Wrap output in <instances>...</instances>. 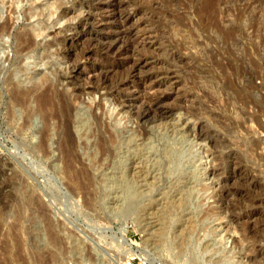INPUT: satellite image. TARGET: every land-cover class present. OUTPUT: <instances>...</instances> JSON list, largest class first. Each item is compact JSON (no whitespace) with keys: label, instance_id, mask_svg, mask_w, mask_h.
<instances>
[{"label":"rangeland","instance_id":"obj_1","mask_svg":"<svg viewBox=\"0 0 264 264\" xmlns=\"http://www.w3.org/2000/svg\"><path fill=\"white\" fill-rule=\"evenodd\" d=\"M4 1L0 27L8 21L10 28L0 37V264H195L194 257L213 264L222 256L221 237L233 253L228 264H264V0H50L58 11L39 37L28 32L36 19H25V1L16 11L13 0ZM97 4L104 9L94 11ZM144 31L145 48L133 34ZM28 36L45 57L34 63L28 54L21 73L15 38ZM139 56L149 59L137 75L145 83L170 71L167 100L152 97L141 121L136 114L150 103H132L122 87L129 62ZM31 77L40 78V87L22 108L11 107ZM44 93L55 115L47 128L37 113ZM100 100L118 125L93 111ZM46 129L44 155L38 147ZM212 167L218 175L204 177ZM71 179L82 189L72 193Z\"/></svg>","mask_w":264,"mask_h":264},{"label":"bare ground","instance_id":"obj_2","mask_svg":"<svg viewBox=\"0 0 264 264\" xmlns=\"http://www.w3.org/2000/svg\"><path fill=\"white\" fill-rule=\"evenodd\" d=\"M9 1V0H8ZM17 1V2H16ZM13 0V2L12 1H10V2H12L11 4H12V7H13V10H15L16 11V6H18V5H20V2H23V1H25V3H26V5H27V8L25 9L26 11H23L22 13L24 14V16H25V19L26 20H33V19H36L35 20V25H32L31 26V31H28L29 32V34H31L33 37H39V36H43V34H45L47 31H42V30H45L46 29V24H45V21H48L49 22V20H51L52 18H53V15H55V12L56 11H58V1L57 0H55V1H57L58 3H53V1L52 2H50V0H44V3L42 4V5H37L36 4V1L37 0ZM93 1H95V3H96V1L97 0H93ZM101 1H104V3H105V1L107 2V4H110V1L111 0H101ZM132 1V0H131ZM19 2V4H16V3H18ZM100 2V1H99ZM98 2V3H99ZM4 3H5V1L4 0H0V8L4 5ZM101 3V2H100ZM136 3V2H135ZM10 4V3H9ZM15 4H16V6H15ZM22 4V3H21ZM57 5V6H56ZM60 5V4H59ZM11 6V5H10ZM16 7V8H15ZM11 8V7H10ZM105 8H107V7H105ZM18 9V8H17ZM100 9H104V6H100L99 4H97L96 5V7H94V11H96V10H100ZM10 11H12V10H10ZM59 14V13H58ZM140 14V13H139ZM63 16V14L61 15V14H59L58 15V17H62ZM130 16V15H129ZM54 21L55 20H53V22L52 23H54ZM121 21V20H120ZM99 23L101 24H103L104 25V19H100V21H99ZM109 23H110V21H109ZM119 23V22H118ZM55 24V23H54ZM10 28V24H9V22L8 21H5L2 25H1V27H0V37L2 36V35H5V34H9V31H8V29ZM142 28V27H141ZM137 29V28H136ZM142 30H143V28H142ZM133 32V31H132ZM122 34V33H121ZM131 34V33H130ZM133 34H135L136 36L135 37H137L136 39H139L140 40V42L142 43L141 45L142 46H144L146 43V40H148V39H150V37L149 36H147L148 34L147 33H145V31L144 32H141V34L139 35V32H134ZM154 34V33H153ZM133 36V35H132ZM155 36V35H154ZM122 38V37H121ZM16 40H17V46L15 47L16 49V53H15V55H16V57H18V59L20 58L22 61H23V63H21L23 66L22 67H20L19 69H20V71H21V73L22 72H25L26 70H27V66H26V64H25V58H26V56L28 55V54H33L30 58H32V60H34V63H38V61H41V59H43L44 57H45V55H43L44 57H42V56H40V55H38V54H36V51L34 52V50H33V48H34V46H35V43H34V41H33V39H32V37H30V36H28V39L26 40L25 39V41L24 40H22L21 38H15ZM116 39V38H115ZM130 39V38H129ZM132 39H133V37H132ZM135 39V40H136ZM74 40V36H72L69 40H67V39H63V41H62V43L64 44L65 42H72ZM120 40H122V39H120ZM114 41V40H113ZM112 41V42H113ZM118 41H119V39H118ZM16 42V41H15ZM91 42V41H90ZM115 42V41H114ZM136 42V41H135ZM138 42V41H137ZM119 43H120V41H119ZM126 43V42H125ZM14 44V43H13ZM111 44H114V43H111ZM151 44V43H150ZM139 45V44H138ZM140 45V46H141ZM112 46V45H111ZM110 46V47H111ZM126 46V45H125ZM36 47V46H35ZM146 46H144V48H145ZM108 48H109V46H108ZM107 48V49H108ZM142 48V47H141ZM105 49V48H104ZM113 49V48H112ZM116 49V48H115ZM125 49V48H124ZM136 49V48H135ZM148 49V48H147ZM62 50V49H61ZM92 51V50H91ZM113 51H114V49H113ZM116 51V50H115ZM151 51V50H150ZM121 52V51H120ZM119 51H118V54L120 53ZM132 52V51H131ZM139 52H141V51H139ZM142 53H144V52H142ZM151 53V52H150ZM154 53V52H153ZM45 54V53H44ZM58 54V53H57ZM134 54V53H133ZM87 55V54H86ZM63 56V55H62ZM126 56H128V55H126ZM156 56V55H155ZM157 57V56H156ZM89 58V57H88ZM125 58V57H124ZM154 58V57H153ZM84 59H87V57L86 58H84ZM148 60L149 59H147L145 56L144 57H141V56H139V57H137V58H134L133 60H131L129 63H130V65L128 66L129 67V78H128V80L127 81H123L122 83V87L124 88V90H126L127 92H131V97L130 98H132L131 99V102L132 103H135V102H137L138 100H143V99H145V100H147L150 104H148L147 106H146V109L145 110H143V112L141 113V114H136V119L137 120H143V116H146V114L147 113H149V110H151L150 109V106L149 105H151V103H152V101H153V99H152V97H157L158 98V95H162L166 100H167V98H168V95H165V89H167V84H169V81H168V75L170 76V71H166V73H160V72H158L157 74L155 73V75H149V76H147L148 78H147V80L148 81H146V83L144 82L145 80H141V79H138L137 78V75H139L140 73H141V71H142V69L144 68L145 69V66L148 64ZM35 61H37V62H35ZM77 61V60H76ZM150 62V61H149ZM79 63V62H78ZM80 63H81V61H80ZM150 63H152V62H150ZM117 64V63H116ZM154 64V63H153ZM157 64V63H156ZM77 65V64H76ZM75 65V66H76ZM75 66H74V69H75ZM82 66H85V64H83ZM127 66V65H126ZM155 66V65H154ZM78 68V67H77ZM73 70V69H72ZM85 70V69H84ZM107 70H108V68H107ZM157 70V69H156ZM164 70V69H163ZM114 71H116V70H114ZM122 71V70H121ZM165 71V70H164ZM27 72V71H26ZM89 72V71H88ZM118 72V71H117ZM111 73V72H110ZM89 74H91V76H93L94 74H92V72H89ZM127 74V73H126ZM10 75V74H9ZM97 75V74H96ZM113 75V74H112ZM114 75H115V73H114ZM163 76V77H162ZM11 77V76H10ZM8 78V77H7ZM87 78H89L88 76H87ZM91 78V77H90ZM89 78V79H90ZM93 78H94V76H93ZM10 79V78H9ZM92 79V78H91ZM155 79H157V83L155 82V81H153V80H155ZM91 81V80H90ZM121 81V80H120ZM40 82V78L38 79V78H36V77H31L30 79H29V81H28V83H31V86L29 87V86H27L28 88H25L24 86L22 87V86H20V88L19 89H15V87H14V89L16 90L15 92H14V95H13V98H12V102H11V104H10V106L11 107H13V106H15V105H18V106H23L28 100H27V96L29 95V94H31V93H34L35 91H36V89H38L39 87H40V84L41 83H39ZM93 82V81H92ZM25 83V82H24ZM73 83V82H72ZM91 83V82H90ZM104 83V82H103ZM120 83V82H119ZM74 84H76V83H74ZM94 84V83H93ZM86 86L88 85L87 83L85 84ZM19 86H17V87H19ZM71 86V85H70ZM94 86V85H93ZM96 86H97V88H98V85L96 84ZM103 86V85H102ZM101 86V87H102ZM108 86V85H107ZM161 86H164V89H161ZM169 86V85H168ZM74 87H76L75 85H74ZM83 87H85V86H83ZM90 87V86H89ZM100 87V86H99ZM100 87V88H101ZM106 87V86H105ZM117 87V86H116ZM139 87H142V88H144L145 90H148V91H146L145 92V90H144V92L142 93L141 92V94L138 92V91H136V88H139ZM170 87H171V85H170ZM77 88V87H76ZM142 88H140V90H142ZM163 88V87H162ZM179 88V87H178ZM72 89V88H71ZM74 89V88H73ZM78 89V88H77ZM113 89H114V87H113ZM87 90H88V87H87ZM97 90H99V88L97 89ZM103 90V89H102ZM102 90H101V92H102ZM74 91V93L72 94V92ZM72 92H71V94L73 95V99L74 100H77L78 101V99L81 101V99L78 97V95H77V93L75 94V92H76V90H73ZM81 91V90H80ZM94 90H90V94L93 92ZM100 91V90H99ZM108 91V90H107ZM120 91V90H119ZM46 92V91H45ZM64 92V91H63ZM82 92V91H81ZM96 92H98V91H96ZM167 92V91H166ZM169 92V91H168ZM89 93V92H88ZM87 93V94H88ZM43 94V93H42ZM46 93H44V95H41L42 97L40 98L41 100L39 101V103H38V107H37V113H38V116H40V117H42L43 119V121L46 123V128H47V126H48V123L49 122H51L53 119H54V117H55V115H54V113H51L50 114V112H48L47 111V105L49 104V100H48V96H46L45 95ZM93 94V93H92ZM97 94V93H96ZM109 94V93H108ZM140 94V95H139ZM40 95V94H39ZM79 95H81V94H79ZM31 96V95H30ZM82 96V95H81ZM92 96V95H91ZM118 96V95H117ZM116 96V97H117ZM132 96H134V97H132ZM109 97V96H108ZM28 98H29V96H28ZM38 98V97H37ZM100 98H102V96L101 95H99V99ZM120 97L118 96V99H116V102L117 103H119V104H123V103H125L124 101H120V99H119ZM70 99H71V97H70ZM73 99H71V100H73ZM104 99V98H103ZM106 99V98H105ZM27 100V101H26ZM102 100V99H101ZM101 100L98 102V103H94V105L92 106L93 108H91V109H93V111H98V112H100L99 113V117L100 118H103L104 116H106V119H107V116H108V120H110L113 124L112 125H116V123H117V121H116V118H114L113 117V112H111V111H109V112H104V110L105 109H103V106H101V104L102 103H100L101 102ZM107 100V99H106ZM122 100V99H121ZM160 100V99H159ZM158 100V101H159ZM175 100V99H174ZM108 101V100H107ZM161 101V100H160ZM92 102V101H91ZM163 102V101H162ZM73 103H75L74 101H73ZM110 103V102H109ZM159 103H161V102H159ZM70 104V103H69ZM140 104V103H139ZM153 104V103H152ZM167 104V103H166ZM110 105V104H109ZM115 105V104H114ZM135 105V104H134ZM159 105V104H158ZM10 106H9V108H10ZM71 106V105H70ZM74 106V105H73ZM91 106V105H90ZM160 106V105H159ZM172 106V105H171ZM111 107V106H110ZM120 107V106H119ZM157 107V106H156ZM174 107V106H173ZM177 107V106H176ZM175 107V108H176ZM22 108V107H21ZM49 108V107H48ZM112 108H113V106H112ZM180 108V107H179ZM90 109V110H91ZM114 109H116V108H114ZM119 109V108H118ZM124 109V108H123ZM171 109V108H170ZM173 109V108H172ZM89 110V109H88ZM92 111V112H93ZM117 112V111H116ZM12 113L13 112H11V113H9L8 115L9 116H11L12 115ZM95 113V112H94ZM118 113V112H117ZM153 113V112H152ZM28 115H30V114H28ZM27 115V116H28ZM94 115V114H93ZM96 115V114H95ZM79 116V115H78ZM82 116V115H81ZM116 116V115H115ZM30 117V116H29ZM80 117V116H79ZM31 118V117H30ZM82 118V117H81ZM96 118V117H95ZM105 118V117H104ZM124 118V117H123ZM147 118V117H146ZM154 118V117H153ZM41 119V118H40ZM85 119V118H84ZM98 119V118H97ZM122 119V118H121ZM126 119V118H125ZM135 119V120H136ZM148 119V118H147ZM77 120V119H76ZM149 120V119H148ZM153 120V119H152ZM197 120H199V119H197ZM127 121V120H126ZM78 122V121H77ZM76 122V123H77ZM82 122V121H81ZM130 122V121H129ZM139 122V121H138ZM132 123V122H131ZM137 123V122H136ZM78 124H79V122H78ZM134 124V123H133ZM143 124V123H142ZM74 125V124H73ZM117 125H118V123H117ZM83 126V125H82ZM114 127V126H113ZM71 128V127H70ZM144 129H146V128H144ZM143 129V130H144ZM70 130V129H69ZM72 130V129H71ZM143 130H141V131H143ZM47 131V129L44 131V133L42 134L43 135V137H42V140H41V142H40V145H39V147H38V150L42 153V154H44L45 155V153L47 152V146H46V140H47V138H46V134H45V132ZM77 131V130H76ZM140 131V130H139ZM173 131V130H172ZM79 132V131H78ZM167 132V131H166ZM182 132V131H181ZM117 134V133H116ZM142 134V133H141ZM145 134V133H144ZM148 134V133H147ZM181 134V133H180ZM114 135V134H113ZM198 135L199 134H197V138H198ZM75 136V135H74ZM141 136V135H140ZM71 137V136H70ZM108 137H110V139H111V137L112 136H108ZM120 137V136H119ZM181 137V136H180ZM202 137V136H201ZM206 138V137H205ZM109 139V138H108ZM200 139V138H199ZM112 140H114V141H112ZM111 141L114 143L115 142V139H112ZM203 140V139H202ZM108 141V140H107ZM119 141V140H118ZM79 142V141H78ZM106 142V141H105ZM206 142V141H205ZM68 143H70V142H68ZM80 143V142H79ZM109 143H110V141H109ZM113 143H110L111 145L113 144ZM117 143V142H116ZM72 144V143H71ZM84 144V143H83ZM109 144V145H110ZM118 144V143H117ZM116 144V145H117ZM137 144V143H136ZM142 144V143H141ZM144 144V143H143ZM76 145V144H75ZM82 146V145H81ZM140 146V145H139ZM167 146V145H166ZM59 147V146H58ZM83 147H84V145H83ZM106 147H108V145L106 144ZM65 148V147H64ZM79 148V147H78ZM114 148V147H113ZM116 148H117V146H116ZM148 148V147H147ZM150 148V147H149ZM162 148V147H161ZM67 149V148H66ZM76 149V148H75ZM83 149V148H82ZM166 149V148H165ZM63 150V149H62ZM70 150V149H69ZM106 150L107 151H109V153H111L112 151V146L111 147H108V148H106ZM150 150V149H149ZM148 150V151H149ZM90 151V150H89ZM88 151V152H89ZM115 151V150H114ZM120 151V150H119ZM118 151V152H119ZM162 151V150H161ZM166 151H168V150H166ZM170 151V150H169ZM74 152V151H73ZM117 152V151H116ZM139 151H137V153H138ZM147 152V151H146ZM171 152V151H170ZM208 151H206V153H207ZM63 153V152H62ZM62 153H61V155H62ZM66 153V152H65ZM76 153V152H75ZM108 153V152H107ZM140 153V152H139ZM163 153H165V151H163ZM200 153V152H199ZM88 154V153H87ZM112 154V153H111ZM110 154V155H111ZM147 154H148V152H147ZM159 154L161 155V153L159 152ZM166 154H168V153H166ZM175 154V153H174ZM182 154V153H181ZM196 154H198V153H196ZM201 154V153H200ZM86 155V154H85ZM90 155V154H89ZM164 155V154H163ZM173 155V154H172ZM180 155V154H179ZM194 155V154H193ZM202 155V154H201ZM42 156V155H41ZM46 156H48V155H46ZM63 156V155H62ZM78 156V155H77ZM107 156V155H106ZM114 156V155H113ZM121 156V155H120ZM165 156V155H164ZM168 156V155H167ZM167 156H165V160H167L166 159V157ZM171 156V155H170ZM170 156H169V158H170ZM175 156V155H174ZM178 156V155H177ZM65 157V156H64ZM71 157V156H70ZM91 157V156H90ZM93 157V156H92ZM131 157V156H130ZM152 157V156H151ZM176 157V156H175ZM197 157H199V155L197 156ZM65 158H67V157H65ZM65 158H63V159H65ZM78 158V157H77ZM111 158V157H110ZM126 158V157H125ZM152 158H154V157H152ZM174 157H172V159H173ZM60 159H62V157L60 158ZM89 160H90V158H88ZM116 159V158H115ZM145 159V158H144ZM180 159V158H179ZM179 159L177 158V159H175V160H172V161H174V162H176V163H179ZM77 160V159H76ZM79 160H80V158H79ZM93 160H95V159H93ZM105 160V159H104ZM124 160V159H123ZM219 160V159H218ZM81 161V160H80ZM112 161V160H111ZM119 161V160H118ZM133 161V160H132ZM131 161V162H132ZM141 161V160H140ZM147 161V160H146ZM151 161V160H150ZM158 162H159V160H157ZM171 160H169V162H170ZM200 161V160H199ZM75 162V161H74ZM78 162V161H77ZM94 162V161H93ZM115 162H117V161H115ZM121 162V161H120ZM125 162V161H124ZM139 162V161H138ZM167 162V161H166ZM165 162V163H166ZM85 163V162H84ZM88 163V162H87ZM114 163V162H113ZM152 163V162H151ZM154 163H155V160H154ZM160 163H161V161H160ZM164 163V162H163ZM168 163V162H167ZM72 160L69 158L68 160H65V165H64V172H65V174H67V172L69 171V170H71L70 168L72 167ZM92 164V163H91ZM122 164V163H121ZM127 164V163H126ZM137 164V163H136ZM149 164V163H148ZM162 164V163H161ZM180 164V163H179ZM179 164L177 165V166H179ZM233 164V163H232ZM82 165V164H81ZM134 165V164H133ZM157 165V164H156ZM166 165H168V164H166ZM170 165H172V164H170ZM169 165V166H170ZM84 166V165H83ZM92 166V165H91ZM115 166V165H114ZM117 166V165H116ZM120 166V165H119ZM129 166V165H128ZM135 166V165H134ZM138 165H136V167H137ZM142 166H143V164H142ZM146 166V165H145ZM145 166H143V167H145ZM151 166V165H150ZM158 166V165H157ZM218 166V165H217ZM56 167V166H55ZM54 167V168H55ZM136 167H135V169H136ZM89 168H91V167H89ZM124 168H125V166H124ZM133 168V167H132ZM131 168V169H132ZM153 168V167H152ZM160 168V167H159ZM172 168V167H171ZM175 168H176V166H175ZM92 169V168H91ZM94 169V168H93ZM129 169V168H128ZM142 169V168H141ZM144 169V168H143ZM142 169V171H146V170H143ZM158 169V168H157ZM163 169V168H162ZM162 169H160V170H162ZM205 169V168H204ZM57 170V169H56ZM81 170V169H80ZM85 170V169H84ZM138 170V169H137ZM150 170V169H149ZM164 170V169H163ZM174 170V169H173ZM178 170V169H177ZM61 171V170H60ZM76 171V170H75ZM94 171V170H93ZM129 171V170H128ZM130 171H132V170H130ZM134 171H136V170H134ZM186 171V170H185ZM184 171V172H185ZM202 171V170H201ZM59 172V171H58ZM81 172V171H80ZM86 172H87V170H86ZM92 172V171H91ZM117 172V171H116ZM217 170H215L213 167H212V169L211 170H208L207 172L206 171H204V173L202 174V175H204V177H207V176H209L210 177V175L212 176H215L216 174H217ZM63 172H61L60 173V175L62 174ZM89 173V172H88ZM94 173V172H93ZM111 173V172H110ZM123 173V172H122ZM121 173V174H122ZM127 173V172H126ZM129 173V172H128ZM133 172H131V173H129V174H132ZM139 173V172H138ZM137 173V174H138ZM140 173H141V170H140ZM144 173V172H143ZM143 173H142V175H143ZM59 174V173H58ZM74 174V173H73ZM87 174V173H86ZM90 174V173H89ZM183 174V173H182ZM191 174H193V173H191ZM233 174V173H232ZM69 175V174H68ZM71 175H72V173H71ZM140 175V174H139ZM141 175V176H142ZM145 175V174H144ZM195 175V174H194ZM218 175V174H217ZM63 176V175H62ZM67 176V175H66ZM65 176V177H66ZM76 176V175H75ZM132 176V175H131ZM186 176V175H185ZM212 176V177H213ZM86 177V176H85ZM124 177V176H123ZM140 177V176H139ZM190 177V176H189ZM189 177H187V179L189 178ZM200 177V176H199ZM203 177V176H202ZM208 177V178H209ZM63 178V177H62ZM74 178H76V177H74ZM81 178V177H80ZM90 178V177H89ZM198 178V177H197ZM70 179V178H69ZM78 179V178H77ZM74 180V179H73ZM73 180L71 179V185H75L76 187L74 188L73 186L71 187L70 185H68V186H70L71 188H69V190L71 189V191H72V193H73V191L75 190V189H82V186H84V185H82V184H80V183H78L79 182V180H78V182H76V183H73ZM112 180V179H111ZM197 180V179H196ZM226 180V179H225ZM65 181V180H64ZM69 181V180H68ZM115 181V180H114ZM114 181L112 182V183H114ZM140 181V180H139ZM205 181V180H204ZM67 182V181H66ZM82 182V181H81ZM84 182V181H83ZM110 182V181H109ZM187 182H188V180H187ZM201 182H203V181H201ZM182 183V182H181ZM185 183V182H184ZM85 184V183H84ZM117 184V183H116ZM189 184V183H188ZM187 185V184H186ZM186 185H185V187H186ZM191 185V184H190ZM228 185V184H227ZM100 186V185H99ZM116 186V185H115ZM194 187V186H193ZM197 187V186H196ZM199 187V186H198ZM216 187V186H215ZM87 188V187H86ZM86 188H84V189H86ZM116 188H117V186H116ZM115 188V189H116ZM120 188H121V186H120ZM221 188V187H220ZM219 188V189H220ZM224 188V187H223ZM227 188V187H226ZM114 189V190H115ZM124 189V188H123ZM182 189V188H181ZM189 189V188H188ZM196 189V188H195ZM201 189L203 190V192L204 193H206L209 189H210V187L209 186H207V185H202L201 184ZM212 189H214V188H212ZM121 190V189H120ZM179 190H180V188H179ZM182 190H185V189H182ZM187 190V189H186ZM202 190H201V192H202ZM217 190V189H216ZM71 191H70V193H71ZM116 192H117V190H115ZM125 191V190H124ZM181 191V190H180ZM195 191V190H194ZM220 191H221V189H220ZM87 192V191H86ZM85 192V193H86ZM101 192V191H100ZM202 192V193H203ZM209 192V191H208ZM69 193V192H68ZM128 193V192H127ZM218 193V192H217ZM217 193L216 194H214L212 197L213 198H215L216 199V197L219 195H217ZM81 194V193H80ZM84 194V193H83ZM82 194V195H83ZM98 194V193H97ZM113 194V193H112ZM115 194H117V193H115ZM121 194V193H120ZM124 194V193H123ZM183 194V193H182ZM187 194V193H186ZM180 195V194H179ZM184 195V194H183ZM193 195V194H192ZM84 196V195H83ZM86 196V195H85ZM99 196V195H98ZM188 197H189V195H187ZM105 197H106V195H105ZM180 197H181V195H180ZM228 197V196H227ZM61 198V197H60ZM83 198V197H82ZM89 198V197H88ZM108 198V197H107ZM171 198V197H170ZM210 198V197H209ZM174 199V198H173ZM188 199V198H187ZM218 199H220V197L218 198ZM86 200V199H85ZM99 200V199H98ZM109 200V199H108ZM112 200V199H111ZM185 200V199H184ZM58 201V200H57ZM164 201V200H163ZM87 202V201H86ZM85 202V203H86ZM160 202V201H159ZM180 202V201H179ZM217 202H219V201H217ZM167 203V202H166ZM214 203V202H213ZM93 204V203H92ZM120 204V203H119ZM170 204H171V202H170ZM190 204V203H189ZM106 205V204H105ZM125 205V204H124ZM149 205V204H148ZM160 205V204H159ZM165 205V204H164ZM168 205V207H169V204H167ZM216 205V204H215ZM218 205V204H217ZM108 206V205H107ZM111 206H112V204H111ZM113 206H115V205H113ZM118 206V205H117ZM174 206V205H173ZM175 206H177V205H175ZM181 206V205H180ZM86 207H88V205L86 206ZM110 207V206H109ZM178 207V206H177ZM216 207V206H215ZM113 208V207H112ZM116 208V207H115ZM117 208H119V207H117ZM129 208V207H128ZM183 208V207H182ZM110 209V208H109ZM147 209H148V207H147ZM188 209V208H187ZM126 210V209H125ZM227 210V209H226ZM228 211V210H227ZM211 212V211H210ZM209 212V213H210ZM187 213V212H186ZM212 213H213V211H212ZM218 213L219 212H215V214H216V217H217V215H218ZM189 214V213H188ZM220 218V217H219ZM218 219V218H217ZM221 219H222V217H221ZM48 220V219H47ZM142 220H143V218H142ZM215 220V219H214ZM183 221V220H182ZM187 221V220H186ZM216 221V220H215ZM241 221V220H240ZM239 222V221H238ZM50 223V222H49ZM48 223V224H49ZM52 223V222H51ZM185 223V222H184ZM229 223V222H228ZM47 224V225H48ZM53 224V223H52ZM144 224V223H143ZM182 224V223H181ZM242 224V223H241ZM56 225V224H55ZM49 226V225H48ZM147 226V225H146ZM182 226V225H181ZM241 226H243V225H241ZM54 226H50V228L51 229H48V230H50L49 232H51V238L53 237V234H54V228H53ZM239 227V226H238ZM57 228V227H56ZM147 228V227H146ZM236 228V227H235ZM227 229V228H226ZM191 230V229H190ZM183 231V230H182ZM191 231H193V229L191 230ZM226 231V230H225ZM229 231V230H228ZM156 232V231H155ZM208 232V231H207ZM224 232V231H223ZM241 232V231H240ZM239 232V233H240ZM243 232V231H242ZM241 232V233H242ZM249 232V231H248ZM56 233V232H55ZM191 233V232H190ZM209 234V233H208ZM221 234V233H220ZM150 235V234H149ZM57 236V235H56ZM184 236V235H183ZM187 236V235H186ZM216 236V235H215ZM225 236V235H224ZM249 236V235H248ZM181 237V236H180ZM220 237V236H219ZM50 238V237H49ZM189 238V237H188ZM222 238V237H221ZM219 239V241H218V244L220 245V248H218L219 249V253L222 255L221 257H220V259H218V261L217 262H214L213 261V259H212V261H213V264H228V262H229V260L231 259V254H233L232 253V251H226L225 249V247L222 245L221 246V244H223L222 243V240L223 239ZM186 239V238H185ZM184 239V240H185ZM249 239V238H248ZM252 239H254V238H252ZM58 240V239H57ZM60 240V239H59ZM72 240V239H71ZM76 240V239H75ZM177 240H178V238H177ZM187 240V239H186ZM185 240V241H186ZM53 241V240H52ZM79 241V240H78ZM217 241V240H216ZM231 241V240H230ZM57 242V241H56ZM82 242V241H81ZM226 242V241H225ZM54 243V242H53ZM58 243V242H57ZM62 243V242H61ZM180 243V242H179ZM188 243V242H187ZM234 243H236V242H234ZM241 243V242H240ZM251 243H252V241H251ZM205 244V243H204ZM208 244V243H207ZM217 244V245H218ZM242 244V243H241ZM187 245V244H186ZM214 245V244H213ZM216 245V244H215ZM233 245V244H232ZM235 245H237V244H235ZM249 245H250V243H249ZM242 246V245H241ZM246 246H247V243H246ZM254 246V245H253ZM208 246L207 245H205L204 246V248H203V252L205 253L206 251H207V248ZM218 247V246H217ZM213 248H215L214 246H213ZM212 248V249H213ZM77 249V248H76ZM79 249V248H78ZM178 249V248H177ZM231 249V248H230ZM80 250V249H79ZM180 251V250H179ZM194 251H195V249H194ZM214 251V250H213ZM240 251V250H239ZM238 251V252H239ZM246 251V250H245ZM252 251V250H251ZM228 252H229V254H228ZM234 252V251H233ZM183 253V252H182ZM79 254V253H78ZM238 254V253H237ZM207 255H208V253H207ZM229 255V256H228ZM245 255H247V254H245ZM260 255V254H259ZM232 256H234V255H232ZM255 256V255H254ZM257 256V255H256ZM89 257V256H88ZM88 257H86V258H88ZM80 258V257H79ZM217 258V257H216ZM85 259V258H84ZM211 259H210V261H211ZM82 260V259H81ZM94 260V259H93ZM197 259H195V257L194 258H192V262H194L195 264H197V261H196ZM233 260V259H232ZM247 260V259H246ZM208 261V260H207ZM210 261H208V263H210ZM211 261V262H212ZM254 261V260H253ZM85 262V261H84ZM89 262V261H88ZM91 262V261H90ZM206 263V262H205Z\"/></svg>","mask_w":264,"mask_h":264}]
</instances>
